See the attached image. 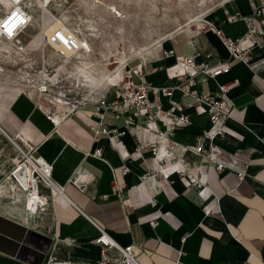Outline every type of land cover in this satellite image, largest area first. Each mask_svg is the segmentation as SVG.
Wrapping results in <instances>:
<instances>
[{"label":"crops","instance_id":"obj_1","mask_svg":"<svg viewBox=\"0 0 264 264\" xmlns=\"http://www.w3.org/2000/svg\"><path fill=\"white\" fill-rule=\"evenodd\" d=\"M257 5L258 0H224L196 20L206 23L181 30L131 62L147 83L159 88L184 82L187 72L195 80L191 89L198 92L217 94L219 85L232 83L225 93L231 117L216 122L180 89L171 95L150 91L145 98L150 111L160 106L189 119L174 123L170 138L175 144L159 143L156 155V133L174 122L170 116L145 122L144 108L135 113V107H128L120 114L96 104L103 96L112 98L110 90L120 73L77 106L68 107L65 95L56 93L49 102L57 106V124L47 118L51 110L37 84L25 90L16 82H0V128L9 135L20 131L38 144L39 154L53 165V179L64 185L71 201L49 203L31 217L0 212L50 240L41 264L48 257L99 264L100 247L92 242L98 230L89 219L119 244H133L142 264H259L253 255L264 257V9L255 16ZM250 24L257 29L259 44L254 39L240 43L248 61L234 59L228 71L211 76L229 60L222 37L237 40ZM184 59H191L193 66L185 65ZM128 116L131 123L126 122ZM100 121L116 133L96 139L91 126ZM196 144L212 147L224 161L245 167L246 176L238 180L236 171H218L201 153L182 149ZM97 148L102 158L90 154ZM166 148L168 154L161 157ZM114 177L125 184L122 200L112 193ZM152 219L155 226L150 225ZM0 264L30 263L0 251Z\"/></svg>","mask_w":264,"mask_h":264},{"label":"rangeland","instance_id":"obj_2","mask_svg":"<svg viewBox=\"0 0 264 264\" xmlns=\"http://www.w3.org/2000/svg\"><path fill=\"white\" fill-rule=\"evenodd\" d=\"M222 1L59 0L44 11L34 5L33 19L19 35L23 49L11 53L0 51V82H16L25 90L38 82L47 85V91L41 94L52 112L57 111V106L49 100H54L56 93L65 95L63 99L68 107L77 106L98 94L112 75L121 74L124 64L142 58L181 30L195 28L200 23L196 21L199 16L204 17ZM51 15L59 21L54 31L63 29L73 38V48L45 42V35L54 32L47 31ZM79 38L84 48L76 46ZM2 42L9 41L0 38ZM45 75L50 82L41 80ZM85 76L93 82L87 83ZM98 81L102 82L99 89ZM40 104L46 109L45 104ZM14 156L12 143L0 130V177L8 171ZM0 212L16 213L1 203Z\"/></svg>","mask_w":264,"mask_h":264},{"label":"built area","instance_id":"obj_3","mask_svg":"<svg viewBox=\"0 0 264 264\" xmlns=\"http://www.w3.org/2000/svg\"><path fill=\"white\" fill-rule=\"evenodd\" d=\"M44 6H50L55 0H39ZM39 6L37 0H0V36L6 40H17V36L21 34L31 23L33 19L32 6ZM262 9H264V0H258V5L254 9V15L259 16ZM19 20V23L17 22ZM206 23L204 19L199 21ZM7 24V28L5 27ZM210 29H213L209 25ZM9 29L12 34L9 35ZM257 29L253 24H250L245 34L237 40L228 37H222V41L229 52V60L225 63H220L211 71V76L219 75L220 73L229 70V62L234 59H240L245 63L248 61L247 51L240 49V43L244 39H254L257 41ZM73 38L68 36L63 29H57L50 36L45 35V42L54 46H65L68 49L73 48ZM78 50V49H77ZM76 50V51H77ZM185 65H192L191 59H184ZM119 82L112 86V98L107 100V97H101L96 100L98 108L105 107L108 110L116 111L120 114L127 111L128 107H135V113L141 109L148 110V117L144 115L145 122H151L153 118L160 115H168L174 121L165 131L156 133L155 144L153 151L156 155L158 151V144L163 143L170 147L175 144L172 142L171 136L174 134L175 125L177 121L189 122L186 115H176L169 111H164L158 106L155 111H150V103H145V98L150 91H160L164 95H171L174 89H180L185 96H191V102L195 106L201 107L204 111L210 114V120L216 122L220 119L228 120L232 114V107L225 97V93L232 86V83L219 85L218 93L198 92L191 89V85H195V80L191 72H187L189 76L182 83H177L170 87H156L145 81L144 73L140 72L138 67L132 66L130 63L124 64ZM178 76L177 78H180ZM188 81V82H187ZM48 86L42 84L38 91L40 93L46 92ZM172 105L177 103L171 101ZM40 107V106H39ZM51 111L46 112V116L53 123L57 124ZM103 117V116H102ZM127 123H131V117H127ZM144 129V127H141ZM94 132V137L97 139L100 134L116 133L115 130L108 129L103 121H100L98 126H91ZM3 134L12 143L15 156L12 159V164L8 171L0 177V203L6 204L7 207H12L18 213L24 216H36L45 211L49 203L57 202L62 205H68L71 201L65 194V187L57 183L52 177L53 165L45 160L38 152V144L29 140L23 133L18 131L14 135H9L1 128ZM212 137L213 135H208ZM189 148L194 149L198 153L207 157L216 165L218 171L223 169H231L237 172L238 180H242L246 176L245 167H236L231 162L224 161L218 151L214 148L203 149L199 144L195 146H182L185 151ZM94 157L102 158V149L97 148L92 153ZM167 148L160 155H167ZM187 165H185L186 167ZM127 169L124 170L126 172ZM190 178H195L196 175L187 173ZM150 177V176H149ZM125 184L118 183L115 180L112 185V193L119 199H123V189ZM98 230V234L94 237L92 242L100 247L99 264H142L138 258V252L135 250L133 244L121 245L119 244L104 227L89 219ZM157 221L150 220V225L155 226ZM259 262L264 264V257L253 255ZM44 264H76L69 259H59L56 257H48Z\"/></svg>","mask_w":264,"mask_h":264},{"label":"water","instance_id":"obj_4","mask_svg":"<svg viewBox=\"0 0 264 264\" xmlns=\"http://www.w3.org/2000/svg\"><path fill=\"white\" fill-rule=\"evenodd\" d=\"M50 240L38 231L0 214V251L30 264H41Z\"/></svg>","mask_w":264,"mask_h":264},{"label":"bare ground","instance_id":"obj_5","mask_svg":"<svg viewBox=\"0 0 264 264\" xmlns=\"http://www.w3.org/2000/svg\"><path fill=\"white\" fill-rule=\"evenodd\" d=\"M38 2H39V6H37L38 7V9L37 10H40V11H44L45 9H47V8H49V6H44L39 0H37ZM58 1L59 0H55L52 4H57L58 3ZM51 4V5H52ZM51 17H52V22L50 23V24H48V26H47V31L48 32H52V31H54L56 28H57V26H58V24H59V21H58V17H55L54 15H51ZM198 20V19H197ZM201 21V20H200ZM199 24V23H198ZM0 38H2L1 36H0ZM17 38V40L19 41V36H17L16 37ZM2 39H4V38H2ZM6 40V39H5ZM9 42H7V43H5V42H2L1 44H0V51H2V52H6V53H11L12 51H15V52H18L19 50H22L23 48V46H22V43L20 44V41L19 42H16V40H8ZM13 41H14V43H13ZM13 44H12V43ZM75 43H76V46H80V47H85V44L83 43V41L79 38V39H77L76 41H75ZM73 44H74V42H73ZM90 69V68H89ZM84 76V75H83ZM82 76V77H83ZM85 79H86V82L87 83H91V82H93V79H91V78H89L88 76H85ZM105 79V78H104ZM41 80H44L46 83L47 82H50V78H48L46 75H45V78L44 79H41ZM97 80V79H96ZM102 81V80H101ZM85 82V81H84ZM96 83V82H95ZM102 84V82H100V81H98L97 82V88L99 89ZM42 84L41 83H39L38 82V84H37V90H38V88H40V86H41ZM40 106L42 107V105L40 104ZM44 110H46V109H44ZM59 116L60 115H56L55 116V114L52 116L53 117V119H54V121L56 122V123H58V121H59ZM0 130H1V128H0ZM2 131V130H1ZM11 164H12V160H11V163H10V166H11ZM9 166V167H10Z\"/></svg>","mask_w":264,"mask_h":264},{"label":"snow or ice","instance_id":"obj_6","mask_svg":"<svg viewBox=\"0 0 264 264\" xmlns=\"http://www.w3.org/2000/svg\"><path fill=\"white\" fill-rule=\"evenodd\" d=\"M7 24H5V27L7 28ZM12 34V32H11V30L9 29V35H11Z\"/></svg>","mask_w":264,"mask_h":264},{"label":"clouds","instance_id":"obj_7","mask_svg":"<svg viewBox=\"0 0 264 264\" xmlns=\"http://www.w3.org/2000/svg\"><path fill=\"white\" fill-rule=\"evenodd\" d=\"M17 22L19 23V20H17Z\"/></svg>","mask_w":264,"mask_h":264}]
</instances>
